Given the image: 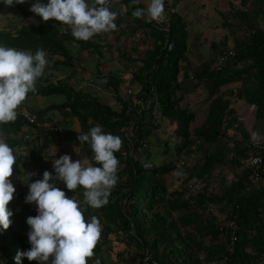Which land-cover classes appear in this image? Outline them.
Returning <instances> with one entry per match:
<instances>
[{
	"label": "trees",
	"instance_id": "obj_1",
	"mask_svg": "<svg viewBox=\"0 0 264 264\" xmlns=\"http://www.w3.org/2000/svg\"><path fill=\"white\" fill-rule=\"evenodd\" d=\"M32 2L26 0L25 3L13 5L0 3L1 14L15 8L14 15L18 17L6 20L0 27V44L31 52L42 48L50 61L44 75L36 81L37 91L29 92L25 101L18 106L17 119L0 125V131L17 156L10 178L13 184L27 178V173H35L28 178L34 181L42 177L45 169L53 171L50 164L45 165L43 160L47 149L60 133H50V130L42 132L36 123L26 122L21 113L22 106L25 105L29 112L35 114L39 123L52 121L53 117L46 113L55 109L62 118L63 128L68 130L72 126L76 130L71 132L74 135L88 132L99 124L104 131L118 135L122 140L119 151L114 153L119 160L118 179L107 204L99 208L87 205L86 201L82 204L85 199L82 187L75 190L61 187L67 196L80 201L86 220L93 215L100 220L101 238L111 233L123 234L130 242H135L142 252V258H146L149 264H250L255 257L257 259L258 253L264 250V222L258 212L264 202L257 191L245 190L250 172L245 160L252 154L248 143L250 136L239 124L234 127L241 137L228 133L237 118L234 109L229 107V100L217 94L222 86L239 82L235 94L232 91L229 93L253 106L255 118H264V29L259 23L260 17L264 16V0H241L243 6L248 3L247 10L232 7L223 17L224 26L237 28L238 36L234 37V45L231 46L234 54L220 69L209 65L194 68L188 64L187 31L182 18L176 13H170L167 31L160 30V24L155 20L136 19L139 27L155 28L157 43L152 49L144 51L139 65L136 59L128 57L129 64L124 68H133L128 71L127 87L138 84L135 96L126 95V90L122 93L121 85L127 74L117 71L102 73L104 53L99 36L81 40L73 37L68 28L62 32L65 24L60 26L55 18L42 20L38 14L30 11ZM123 3L127 8L126 15H130L135 6L133 0H123ZM233 20H237L236 23H232ZM168 42L173 44L171 50L166 49ZM72 43L77 44L76 50L72 48ZM227 48L230 47L224 43L217 48L216 55ZM84 50L97 58L94 81L111 93L112 97L107 101L98 93L92 94L88 88L78 87L85 80L82 75L88 77V72L79 61V54ZM181 71L184 78L179 80ZM55 72L63 77L53 79L58 76ZM74 75L81 77L75 80ZM202 77L211 101L204 122L194 127L191 126L194 112L180 102L185 93L193 91L198 85L195 79ZM32 97H45L51 103L31 109L28 105ZM56 97H61V102H54ZM134 98L143 102L142 108L133 102ZM155 103H158L163 120L166 119L159 127L160 131L165 129L167 132L166 138L160 140L164 155L162 163L152 160L148 146L142 148L143 142L149 143V139L159 132L154 131L158 125L151 113ZM228 116H231L232 125ZM128 126L132 127L131 135L126 133ZM172 134L180 139L173 145L170 141ZM80 145L81 158L96 164L90 145L87 142ZM183 150L185 155L192 156V164L177 166ZM51 157L48 159L52 160ZM229 165L243 167L229 187L232 191H236L235 187L242 188L246 191L244 194L225 192L227 186L218 194L216 186H208L215 176V170ZM174 171H181L182 176H175L178 184L171 181L170 185L167 176L171 177ZM14 198L8 204L11 210L15 207ZM22 209L31 213V209L25 205ZM219 209L225 214V219L221 221ZM10 219L12 223L9 227L0 229V264H16L13 257L17 250L30 247L26 235L13 222L12 216ZM222 222L236 231L237 240L232 252L226 249L224 241L218 239ZM250 230L253 232L250 233ZM208 233L210 238H204ZM225 237L227 242L229 230ZM103 239L96 244L94 253L100 251V244L105 242ZM248 244L252 252H258L256 255L245 252ZM97 258L100 264H108L102 257H89L88 264H94L92 259ZM21 262L38 264L27 257H21Z\"/></svg>",
	"mask_w": 264,
	"mask_h": 264
},
{
	"label": "clouds",
	"instance_id": "obj_2",
	"mask_svg": "<svg viewBox=\"0 0 264 264\" xmlns=\"http://www.w3.org/2000/svg\"><path fill=\"white\" fill-rule=\"evenodd\" d=\"M25 2L0 0L6 5ZM109 3L110 0H33L30 11L44 21L55 18L71 27L73 37L88 40L94 34L116 29L118 13L111 10ZM163 13L164 0H150L145 19L160 20ZM132 14L144 16L145 9L136 8ZM49 63L42 48L31 52L0 44V125L17 119L18 106L29 92L37 91L36 81L44 75ZM58 121L61 132L56 138L63 135L61 120ZM256 136L253 133L254 139ZM78 140L90 145L96 164L63 154L52 160L53 171L45 169L40 179L29 181V176L35 173H27L28 192L24 199L35 204L36 215L26 217L30 247L17 250L13 257L16 264H22L21 257L36 260L38 264H88L87 258L94 255L93 249L102 232L100 220L95 215L86 220L80 201L67 196L57 181H62L68 190L82 187L85 201L91 207L107 204L118 179L119 160L114 153L119 151L122 140L99 124L88 132H79ZM16 161L14 149L0 131V229H7L12 223L13 212L8 204L16 189L9 177ZM95 264H100L99 258Z\"/></svg>",
	"mask_w": 264,
	"mask_h": 264
},
{
	"label": "crops",
	"instance_id": "obj_3",
	"mask_svg": "<svg viewBox=\"0 0 264 264\" xmlns=\"http://www.w3.org/2000/svg\"><path fill=\"white\" fill-rule=\"evenodd\" d=\"M167 2L172 8H174L173 12L180 16V18H182L183 20L184 29H186L187 31V62L190 66L194 68L202 66L204 67V65H209L210 67L213 66V62L216 57L215 55L218 51L217 48L223 46L224 43L228 47L234 45V37L238 36V29L235 27L228 28L224 26L223 17L227 15V13L231 10L232 7L235 9H248V3L243 6L241 0H168ZM149 3L150 0H138V2L134 3L135 6L132 8L130 15H126L127 8L123 3V0H110L109 7L111 8V10L116 11L118 13V19H115V22L118 21V23H116L117 27L116 29H114L115 35H113L112 37L116 38L115 41H120V43L118 42L117 45L115 44V47L118 46L122 48L120 50L119 48L117 49L119 50V55L123 57L120 58L123 62L127 61L128 57H130L131 59H136L137 64L139 65L144 51L152 49L157 43L155 28L147 26L139 27V23H137L136 21V19L144 21L146 16V9ZM136 8L145 9V15L141 17H135L132 13ZM236 21L237 20H233L231 22L236 23ZM259 23L264 29V16L260 17ZM167 25L168 23L161 24L162 27H167L168 29ZM127 28L130 29V31L128 32L130 33L129 36H127L126 34ZM109 32L111 33L113 32V30H110ZM99 35L100 33L96 34V36ZM93 38L94 37H91L90 39ZM129 42L132 44H129ZM111 43V41H108L107 45H110ZM105 46L106 45H103L101 48L104 55L106 54ZM127 47H129L130 49L128 50ZM106 57L107 56L105 55L102 58V61L108 60ZM95 59L96 57L94 56L93 62L96 61ZM93 62L92 65L94 64ZM123 62H119L115 58L106 66L101 67V69L106 67L107 71H117L119 73H123ZM126 65H128V61ZM96 70V67H92L91 64L90 66H88V84L82 88L88 86V90L92 94H103L100 93L101 90L106 91L108 93L109 91L107 89L105 90V88H103L98 81H94V79L96 78ZM102 73L104 74L103 70ZM54 74H57V77H63V75L58 72H55ZM77 77L74 75L75 80H79L81 76H79L78 78ZM82 78L84 79L85 75H82ZM182 78H184L183 71H181L178 75L179 80ZM195 81L198 85L193 91H188L187 93H185L184 98L181 100L180 104L189 106L191 111L194 112L195 118L194 121L191 123V126L198 127L205 120L211 100L208 98V90L206 87L205 79L202 77L200 79H195ZM124 86H126L127 88L128 85ZM237 86H239V82L237 81L229 83L227 85L222 86L220 89L221 92L217 94L222 99L229 100V107L234 109V116L237 118V122L232 125V121L230 119L231 116H228V120L230 119L232 125L231 128L228 129V133L231 135L236 134L237 138L241 137L240 134L237 132L238 130H236L234 127L236 124H239L248 136H253V133H256V137L261 138L264 142V118H255V108L253 106L246 104L243 99L237 98L234 95H231V93H229L230 91H232V94H235ZM78 87L81 86L78 85ZM121 90L122 93H124L125 89L122 86ZM136 93L137 92H135V95ZM61 100V97H56L54 102L59 103L61 102ZM46 103H51V101L45 97H36L35 99L31 100L28 106L31 109H36L38 107L42 108L46 106ZM46 115H51L53 118L56 117L60 120L62 119L58 111L55 109L48 111ZM71 130L73 131L74 129L71 128L67 132V135L70 134L69 132ZM74 131L76 132V130ZM77 135L79 134H73V136ZM65 136L66 134L64 135V137ZM64 137L62 135V137L55 138L52 144L56 146L55 148L58 153H61L65 149V145L62 146V144H64L65 142L68 143L67 140L64 139ZM79 144H81V142H79ZM77 150L80 151V149ZM73 153H75V149L73 150ZM241 169H243V167H232L230 165L216 169L215 176L212 177V180H210L211 183L208 186H216V192H218V194H221L224 189V186L228 187L225 192L230 191V194H233L234 192L238 191L240 192V194H244L246 192V189L244 190L242 188L235 187L236 191H232L229 187L230 184H232V182L236 180L237 176L241 174ZM254 191H257L258 194H261V198L264 202V177L259 180V182L251 190L247 192ZM258 212L262 218L261 220L264 222V204L262 208L258 209ZM218 215L219 221L225 219V214L223 210L221 211V209H219ZM252 232L253 230H250V233ZM244 250L245 252L252 254L258 253L257 251L252 252V247L249 244L245 246ZM255 259H253L250 264H254Z\"/></svg>",
	"mask_w": 264,
	"mask_h": 264
},
{
	"label": "rangeland",
	"instance_id": "obj_4",
	"mask_svg": "<svg viewBox=\"0 0 264 264\" xmlns=\"http://www.w3.org/2000/svg\"><path fill=\"white\" fill-rule=\"evenodd\" d=\"M14 10H15V8H14ZM14 10L13 9L11 11L6 10L3 14L0 13V27L5 24L6 20H15L18 18V17L17 18L15 17L14 12H16V11H14ZM7 17H8V19H6ZM58 23L60 24V26H62V23L60 21ZM65 28H68L69 30H71V27L68 25H65ZM129 31H130V29H128L126 32L127 36L130 35V33H128ZM113 35H115V30H113V32H111V33L109 31L101 32L99 35V37H100L99 41L102 42L103 45H107L108 41L112 42L111 43L112 45H110V47L105 46V48H106V50H105L106 54L105 55L107 56L106 58L108 60L103 61V66H106L109 62L113 61L115 58L119 62H123L120 59L123 57H121L119 55V50L122 48H120L118 46L115 47V44L117 45L118 42L120 43V41H117V40L115 41L116 38L112 37ZM93 36H96V34H94ZM129 44H132V43L129 42ZM71 46L74 50H76V47H77L76 43H72ZM117 48H119V50ZM127 49L129 50L130 48L127 47ZM79 55H80L79 61L81 64H83V67L85 68V70L87 72H88V66H90V64L92 67H96L95 63H97V58L95 59L96 61L93 62L94 56L91 55L89 52H87V50H84ZM92 62L94 63L93 65H92ZM88 63H89V65H88ZM126 63H127V61H124L122 63V65L124 67H126L127 66ZM132 68H133L132 66H129L128 68H124L122 70L123 73L127 74L126 80L121 85L125 90L127 88L124 85H128V79H129L128 71L129 72L132 71ZM102 70L104 71V73H108L106 67L102 68ZM84 79L87 81V83L84 80L82 85H79V86L84 87L85 85L88 84V77L85 76ZM134 86H136V85H134ZM85 88H88V86H86ZM135 92H136V90H134V93H128V94L131 96H135ZM100 93H103V94H99V95L102 97V99L104 101H107L112 97L111 93H107L106 91L101 90ZM128 94H126V95H128ZM30 99L31 100L35 99V97H32ZM29 104H30V102H29ZM54 119L60 120L59 118H56V117H54ZM71 128H72V126H71ZM62 129H63V137L66 134L64 139H66L68 143L65 142L64 144H62V146L65 145V149L63 148L64 151H62L61 153H58L56 151V148H55L56 146L55 145L52 146V144L47 149V155L44 156L43 163L45 165L50 164V166H49L50 168H52V160L56 157H59L60 155H63V154H68L71 157V159H73V160H77V159L83 160V158H81V156H80L79 150H77V149H80V144H79L80 141L78 140V135L73 136V134H71L72 130L70 131V134L67 135V132L70 129H68V130L65 128H62ZM46 130H47V127H44L42 132H48ZM73 132H74V130H73ZM163 132L159 131V132H157V135L154 134L149 139V143H147L148 149L150 150V152L152 154L151 155L152 160H154L155 162H159V163L160 162L162 163L164 160V155H163L162 147H161V141H163L166 138L167 132L165 129ZM74 149H75V153H73ZM54 153H55V155H53ZM49 156H52L51 157L52 160L48 159ZM26 160H28V158H26ZM24 170H26V168H24ZM171 174H172L171 177L167 176L168 182H170L171 183L170 185H172L171 181H173L174 184L177 185L178 180L175 178V176H177V177L182 176L181 171L180 172L174 171ZM10 178H11V176L9 177V179ZM29 181H32V180L29 179ZM27 182H28L27 178H22L21 180L19 179V182L14 183V186L16 189V194H14L13 196L16 198H14V201H15L14 206L15 207H12V212H13L12 220L17 225L19 230L24 235H26V237H27V231L29 229V226L26 223V217L29 215H36V213H33V211L36 212L35 204L34 203H27V202H25V199H24L25 195L28 192ZM18 186H21V188H17ZM57 186L64 187L65 185L63 184L62 181H57ZM84 202H85V199L82 201V204ZM24 205L31 209L30 210L31 213L22 209V207ZM101 237L102 236H100L99 240L97 241L98 244L103 239ZM103 240L105 242H104V244H100V246H101L100 251L97 252V250H96V252L94 253V255L92 257H100V258L102 257V258H104V261L107 262L108 264H149V263H147V260H145L146 258L145 259L142 258V256H141L142 252L135 246V242H133V241L130 242L128 239H126L124 237L123 234L111 233L110 235L104 237ZM139 253H140V256H138ZM146 254L150 257V254H148L147 252H146ZM96 260L97 259H92V262L95 264ZM36 263H38V262L36 261ZM151 264H154V263H151Z\"/></svg>",
	"mask_w": 264,
	"mask_h": 264
},
{
	"label": "built area",
	"instance_id": "obj_5",
	"mask_svg": "<svg viewBox=\"0 0 264 264\" xmlns=\"http://www.w3.org/2000/svg\"><path fill=\"white\" fill-rule=\"evenodd\" d=\"M167 1L168 0H164V13H163L162 18L160 20H155V22L157 24H160V26L158 28L164 29V30H167V27L164 28L161 26V24H166L168 22L170 13H172L174 11V8H172ZM61 31L65 32L66 31L65 27H62ZM172 48H173L172 42H168L166 49L171 50ZM233 54H234V49L232 47L221 50L215 57L213 67L216 69H220L226 63L228 58L230 56H232ZM60 78H62V77H54L53 79H60ZM138 88H139L138 85L133 86V87H127L126 93L127 94L128 93H134V90L137 91ZM152 101L147 102L145 107H148L152 103ZM133 102L136 105H139L141 108L143 107V102L140 99L134 98ZM157 106H158V103L153 104V108L151 110L152 116L155 119V124L158 125L157 126L158 128L156 127L154 129L155 132H157L159 130V127L162 126L166 121V119L163 120V117L160 114ZM21 113L23 114V118L26 122L36 123V125L41 127L42 130L44 129V127H47V130H50V132H55V133L61 132V125H60L58 120L53 119L50 122L39 123V122H37V116L35 114L29 112L25 108V105L22 106V112ZM126 133L128 135H131V133H132V127L131 126H128ZM170 141H171V144L173 145V144L179 142L180 139L178 137H176L175 134H172L170 136ZM248 143H249V147L252 151V154L250 156H248L245 160L247 167L250 170L249 175H248L247 180H246V183H245V189L247 191L251 190L259 182V180H261L264 177V159H263L264 143H263V140L261 138H258V137H256L254 139L253 136H250ZM146 146H147L146 142H143L142 148H144ZM190 163L192 164V156L189 155V157H188L187 155H185L184 150H183L181 152L180 157L178 158L176 165L177 166H181L184 164L189 165ZM224 223L225 222H222L219 225V230L221 233H220L218 239L221 242L224 241L226 249L229 252H232L233 244L237 240L236 231L234 229H229L228 224H224ZM227 230H229L230 238L226 242L225 233H227ZM204 238L209 239L210 238L209 233L206 234L204 236ZM254 264H264V250H262L258 253V257H257L256 261L254 262Z\"/></svg>",
	"mask_w": 264,
	"mask_h": 264
},
{
	"label": "bare ground",
	"instance_id": "obj_6",
	"mask_svg": "<svg viewBox=\"0 0 264 264\" xmlns=\"http://www.w3.org/2000/svg\"><path fill=\"white\" fill-rule=\"evenodd\" d=\"M168 26V25H167Z\"/></svg>",
	"mask_w": 264,
	"mask_h": 264
}]
</instances>
